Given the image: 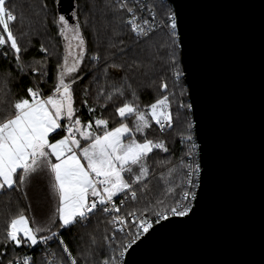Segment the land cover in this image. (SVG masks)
I'll return each mask as SVG.
<instances>
[{"label":"snow or ice","instance_id":"1","mask_svg":"<svg viewBox=\"0 0 264 264\" xmlns=\"http://www.w3.org/2000/svg\"><path fill=\"white\" fill-rule=\"evenodd\" d=\"M62 7L29 5L60 43L41 42L26 60L40 28L0 0V195L9 205L16 195L0 228V264H129L130 252L202 206L207 167L188 24L179 0L92 3L91 24L77 4L70 14ZM34 185L43 201L30 197Z\"/></svg>","mask_w":264,"mask_h":264},{"label":"water","instance_id":"2","mask_svg":"<svg viewBox=\"0 0 264 264\" xmlns=\"http://www.w3.org/2000/svg\"><path fill=\"white\" fill-rule=\"evenodd\" d=\"M207 167L202 206L129 264H264V0H179ZM70 14L74 0H61ZM70 23H74L73 18Z\"/></svg>","mask_w":264,"mask_h":264},{"label":"trees","instance_id":"3","mask_svg":"<svg viewBox=\"0 0 264 264\" xmlns=\"http://www.w3.org/2000/svg\"><path fill=\"white\" fill-rule=\"evenodd\" d=\"M40 2V0H11V3L13 5L17 6V10L18 11H23L24 15L26 17H32L34 20V26L36 28H40V35L39 36H34L33 37V43L35 44L36 47H33L30 49V51L26 54L25 59H31L33 57H38V52H37V48L39 46V44L42 42L44 43L46 46L50 45V41H52L53 39H55V41L57 42V44L59 45L60 43V38L55 36V30L52 29L51 31H48L46 34L43 30V28L41 27V20L40 18L34 17L33 16V11L31 8H29V5H35L38 4ZM75 4H77L81 11H80V16H79V20L80 22L83 24L84 19L86 16H89V24L92 23V16L89 14L86 5L95 3L97 6H100L103 4L104 0H74ZM49 4H51V0H49ZM48 25L49 28H51V16H49L48 18ZM25 27H27V21H25ZM14 30L16 31L17 35H19V32L22 30L21 25L18 23L17 25L14 26ZM86 35L88 36L89 42L91 44L92 41V32L91 29H86L85 30ZM26 42V41H22ZM60 51L62 52V47L60 48ZM28 84V79L24 78L23 80L20 81V85H26ZM4 84L2 82H0V90L4 89ZM12 88L14 91H19V86L16 85L15 83L12 84ZM154 99L153 95L151 93L146 94L144 96H142V100L145 103H149ZM156 135H158V133H156ZM169 137L170 138H174L175 137V133H169ZM179 148L180 145L177 142L176 145V150H177V154H179ZM151 163V161H150ZM153 186H155L156 184V178L153 177ZM30 197L32 198V200L35 202L37 199H40L41 201L44 200L45 196H46V191L44 190V188L42 187V185H34L31 189H30ZM9 200V196L8 195H0V228H3L4 225V221L7 217L8 214V209L9 207L14 211L15 207H16V195L13 194L12 197V204L9 205L7 202ZM21 205H23V201L21 200ZM100 219V217H94L93 218V224L96 223V221ZM101 229L103 228V224L100 225ZM80 231H82V229L79 228H74L72 230L71 235H77ZM65 239H69V235L66 234L65 235Z\"/></svg>","mask_w":264,"mask_h":264},{"label":"rangeland","instance_id":"4","mask_svg":"<svg viewBox=\"0 0 264 264\" xmlns=\"http://www.w3.org/2000/svg\"><path fill=\"white\" fill-rule=\"evenodd\" d=\"M62 1H64V0H62ZM64 3V2H63ZM74 4H75V2H74ZM73 20H74V23H75V19L73 18ZM45 190V189H44ZM34 202V201H33ZM35 203V202H34ZM47 210V205H45V211Z\"/></svg>","mask_w":264,"mask_h":264},{"label":"flooded vegetation","instance_id":"5","mask_svg":"<svg viewBox=\"0 0 264 264\" xmlns=\"http://www.w3.org/2000/svg\"><path fill=\"white\" fill-rule=\"evenodd\" d=\"M64 2V1H63Z\"/></svg>","mask_w":264,"mask_h":264}]
</instances>
